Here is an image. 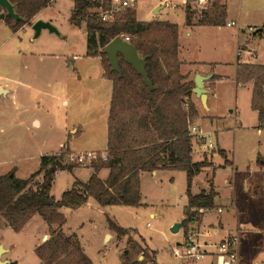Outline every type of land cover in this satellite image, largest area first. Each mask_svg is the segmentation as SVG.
<instances>
[{
  "label": "rangeland",
  "instance_id": "obj_1",
  "mask_svg": "<svg viewBox=\"0 0 264 264\" xmlns=\"http://www.w3.org/2000/svg\"><path fill=\"white\" fill-rule=\"evenodd\" d=\"M137 1L139 20L158 19L179 23L185 31L184 41L192 46L191 54L216 63L215 73L222 76L217 79L218 96L211 95L210 110H205L199 100L193 101L197 111H200L193 125L203 132H212L216 148L218 140L222 141L228 158L241 170L245 168L254 172L250 177L242 171L233 173L230 168L220 166L225 163V157L215 148H208L194 139L195 161L207 159L213 162L194 177L192 193L199 194L209 187L214 177L215 187L220 192L217 203L224 211L200 213L199 219L191 223L203 231L208 229L210 223L218 224L222 220L225 227L218 234L206 238L219 241L224 236L238 234L241 264H264V164L261 163L264 159V127L259 132L257 114L251 107V88L237 86L236 82L239 44L251 50L247 55L253 56L256 53L254 62L264 63V0H227L229 18L234 19L237 25L190 28L191 36L186 35L184 30L185 6L182 0ZM214 2L218 3L217 0L209 1L207 10ZM165 3L161 13L154 14V10ZM174 3L179 6H174ZM194 6L196 12L193 19L198 20L202 8L196 3ZM73 8V0H52L39 17L51 20L58 32L46 28L36 38H33L36 34L33 27L27 26L14 32L4 21L0 22V84L13 86L12 80L29 76L34 83L41 86L47 84L51 88L52 78L62 74L65 65L68 73H71L73 67L84 71L91 63L94 70L101 69V56H98L100 60L96 56L87 55V36L84 34L86 23H82L84 27H79L69 20ZM31 52L55 53L56 56H33ZM243 56L245 61H252L246 55ZM97 78L83 77L75 83L76 78L73 77L68 82V106L64 107L62 100L57 105L61 111L66 112L62 116L51 108L47 114L39 106L40 87L36 89L35 103L25 114H21L12 96L0 102V124H5V129L0 127V173L14 171L16 177L27 179L40 168L44 154L60 152L65 144L69 146L70 153L81 154L93 150L100 156L106 153L108 94L106 97V88L104 90L98 86ZM35 117L41 120V128H37L33 122ZM75 126L80 129L73 133ZM70 153L65 156V162L75 167L84 166L75 175L87 180L92 168L85 166L91 165L90 162L85 160L74 164L77 161L69 159ZM251 158L254 159L252 165L249 162ZM41 179L42 174L36 177L37 182ZM73 179L74 175L70 171H62L56 177L52 194L59 199L63 188H66L64 185ZM187 185V175L182 170L164 169L146 173L141 178L142 204L100 206L90 197L89 206L67 215L68 225L79 232L93 264H124L126 256L133 251V242L140 246V250L147 248V251H156L159 264H190L185 255L186 236L193 225L189 224L188 219L184 224L188 203ZM107 216L116 224L131 228V231L127 235H119L117 231L109 229L105 235L109 227ZM176 224L181 226L179 231L174 232L172 228ZM46 227L48 224L38 218L20 232L8 230L5 234L7 241L17 244L14 254L19 264H40L32 247ZM175 249L179 250V255H175ZM137 255L139 260H143V251ZM213 259L218 264L220 258L216 256H207L197 264H210Z\"/></svg>",
  "mask_w": 264,
  "mask_h": 264
},
{
  "label": "trees",
  "instance_id": "obj_2",
  "mask_svg": "<svg viewBox=\"0 0 264 264\" xmlns=\"http://www.w3.org/2000/svg\"><path fill=\"white\" fill-rule=\"evenodd\" d=\"M51 1L10 0L21 19L5 17V20L13 31H17L25 24H32L34 17ZM73 1L69 20L77 26L86 23L87 55L101 56L104 76L113 81L107 158L93 161L94 172L88 182L76 181L60 199L52 194L56 173L75 167L65 162V156L70 153L67 144L60 152L43 155L40 168L27 179L16 177L14 171L0 174V226L5 219L15 231H20L35 214H40L50 226V237L35 249L43 264H93L77 235H68L60 229L66 222L60 209H78L90 197L102 206H138L142 198L141 172L164 169L186 172L188 203L184 220H198L200 209L215 206L218 195L213 180L209 190L199 194H193L191 190L194 177L212 163L207 159L193 161L195 135L190 127L199 114L190 99L195 82L184 81L180 70L179 25L170 21L138 20L135 9H127L111 22H103L89 12L94 4L92 0ZM2 10L0 5V12ZM227 11L226 4L214 2L208 10H201L197 24L224 26ZM195 12L191 6L186 7V24H193ZM120 35H129L139 55L146 57V71L153 89L122 55L119 56L121 73L112 70L105 47ZM219 78L213 75L211 80ZM237 80L242 84L253 82L251 105L258 111L259 123L263 126L264 64L238 63ZM219 153L226 156L224 150ZM225 162L229 164L226 157ZM103 168L110 170L106 180L98 176ZM40 174L42 179L37 182L36 177ZM107 220L109 228L119 235L131 231V228L116 224L109 216ZM139 247L132 243L133 251L126 256L125 264H158L156 251L140 250ZM139 251H143V260H139Z\"/></svg>",
  "mask_w": 264,
  "mask_h": 264
},
{
  "label": "crops",
  "instance_id": "obj_3",
  "mask_svg": "<svg viewBox=\"0 0 264 264\" xmlns=\"http://www.w3.org/2000/svg\"><path fill=\"white\" fill-rule=\"evenodd\" d=\"M162 1V0H160ZM195 1L196 0H182V3L183 5L185 6L184 9H185V22L184 24H186V7L189 5L192 7V10H194L195 6ZM218 3L220 4H226L227 7H228V2L227 0H217ZM52 2V1H51ZM161 6V5H160ZM166 6V3L164 4V7ZM174 6H179L178 4L174 3ZM162 7L159 11V13H161V10L164 8ZM137 8V7H136ZM135 8V9H136ZM43 10V9H42ZM41 10V11H42ZM73 10V9H72ZM6 10L3 8L2 12H5ZM40 11V12H41ZM40 12L34 17V19L32 20V24H25L24 26H22L20 29H24L26 28L27 26H30V28H32V25L35 21H37L38 19H42L41 17H39V14ZM72 12V11H71ZM1 13V12H0ZM158 13V14H159ZM71 16V14H70ZM136 16H137V9H136ZM70 18V17H69ZM193 18V16H192ZM138 19V18H137ZM44 21H50L51 20H47V19H42ZM139 20V19H138ZM152 20H157V21H170V20H158V19H152ZM234 19H230L229 18V7H228V11H227V19H226V22H229V21H233ZM1 21H4L6 24V20L5 18H2L0 19V22ZM142 21H145V20H142ZM147 21H151V20H147ZM193 21V24L192 25H188L186 24L184 30H186V35L188 36H191L192 35V32L189 31L188 29H195L196 27L200 28V27H205L206 25H198L197 22L198 20H194L192 19ZM235 21V20H234ZM172 22V21H170ZM52 23V22H51ZM175 23V22H173ZM53 24V23H52ZM179 25V23H177ZM227 25V23H226ZM208 26H211V25H208ZM228 26V25H227ZM79 27H84L83 25L79 26ZM189 27V28H188ZM215 27H220V26H215ZM11 28V27H10ZM12 29V28H11ZM19 29V30H20ZM46 29V28H42L41 32ZM17 30V31H19ZM33 31H35L33 28H32ZM261 29H259L258 31H260ZM17 31H14V32H17ZM185 32V31H184ZM184 32L183 30L181 29L180 25H179V52H178V56H179V60L181 62V73L182 75L184 76V81H189V80H194L195 82V77L200 74V75H203V76H212L213 75H218L215 73V69H216V63L213 62V61H206V60H202L201 58H198L197 56H193L190 52V49H191V44L188 45V43H186V41H184L185 37H184ZM84 34H86L87 36V29L85 27V31H84ZM257 34V33H256ZM33 38H36L35 35H33ZM246 42V41H245ZM244 44V43H243ZM200 49V48H198ZM241 49V54L239 55V50ZM243 51V53H242ZM248 52H251V50H248L246 48H244L242 46V44H239L238 46V56H237V62H236V68L238 67V63L240 62H244V56L243 55H246L247 58H250L252 61H247L246 59V62H252V63H257V64H264V63H258V62H254V56L256 55H253V56H250L247 55ZM247 53V54H246ZM31 54L33 56H38L39 54H42V56H56L55 53H36V52H31ZM49 57H44L45 59H48ZM97 58H99L101 60L100 57L96 56ZM87 68H84V71L82 70H79L77 68H74L71 70V73H68V67L67 65H65V68L63 69V72L62 74L58 75V76H54L52 78V81H51V88L50 87H47V84L46 86H41L39 84H36L34 83V80L32 77H29V76H21L20 78H17V79H14L12 80V83H14L13 86L9 85L8 83L7 84H0V87H3L5 88L8 93L6 95H0V102H4L6 99H10L11 96L16 100V105L19 106L18 109H21V114H25L29 111V109L31 108V106L35 103L34 100L35 98H37V93H36V89L37 88H41V90L39 91V101H38V104L40 107H42V109L47 113L49 114V108L53 109V111H56V112H59V114L62 116L63 113L65 111H61L60 107L58 108V104H59V101L62 100V105L64 107H67L70 100H67L68 99V82L72 80V78L74 77V79L76 78V81L75 83L79 82L77 80H80L81 78L83 77H86V78H93V77H98L97 80H98V86H101L104 90L106 88V97H107V94H108V116H107V121H108V117H109V112H110V106H111V99H112V92H113V81L112 79H109L107 77L104 76V73H105V68L103 66V63H102V60H101V69L98 71V68H96L95 70L93 69V65L91 63V65H88L86 66ZM76 75V76H74ZM93 75V77H92ZM219 77H222L221 75H218ZM208 79L205 81V87L208 89V92L206 94V101L203 102V99L201 97H199L193 90V93L192 95L190 96V99L192 101L194 100H199L200 101V104L202 105V107L205 108V110H210L211 106L209 104V101H210V98H211V95L212 96H215L217 97L218 94L216 92V88H217V84L219 83L217 80L215 81H210L211 80ZM49 82V81H48ZM212 82V83H210ZM236 82H237V86H240V87H247V88H251V91H252V96H253V82L250 81L246 84H242L240 82H238L237 80V74H236ZM209 83V84H208ZM212 84V85H211ZM195 86H196V82H195ZM194 86V87H195ZM194 89V88H193ZM69 93L70 92V89H69ZM75 95H77V93H75ZM74 96V95H73ZM16 97V98H15ZM15 102V101H13ZM195 102V101H194ZM251 103H252V97H251ZM252 107V105H251ZM17 109V111H18ZM199 111V109H198ZM256 111V110H255ZM3 114H5L4 112H2ZM66 113V112H65ZM200 113V111H199ZM256 114H257V125L259 126V132H262L263 131V127H264V124L263 126H260V123H259V115H258V111H256ZM1 117H2V114H1ZM33 122H35V125L37 126V128H41L42 124H41V120L37 117H35L33 119ZM0 127L1 129H3L5 127V124H0ZM76 127V126H75ZM5 129V128H4ZM79 126L76 127V129L74 130L73 133H76L78 132L79 130ZM204 134H207V135H211V137L213 136V133L212 132H203ZM214 137H212L211 139H213ZM215 144V143H214ZM204 146V145H203ZM216 146V145H215ZM62 149V147H61ZM60 149V150H61ZM215 149L217 151H220V150H224V153L226 154V158L228 159L229 161V164L228 163H224V164H220V166L222 167H228L232 170L233 173H237L239 171H242L243 173H247L248 176L252 177L253 176V173L251 171V169H249L248 171L245 169V168H242V170L240 169V167L238 165H236L234 163V161H231L229 158H228V155H227V151H226V146L225 144H223V142L219 141L218 140V148L215 147ZM72 150V149H71ZM74 151V150H72ZM95 151V150H93ZM53 153H56V152H53ZM49 154V153H48ZM217 154V152L215 153ZM214 154V155H215ZM45 155V154H44ZM222 155V154H221ZM192 156H193V161L194 162H197L195 161L194 159V150H193V153H192ZM260 158H263L262 156H260ZM210 162H213V161H210ZM250 162V165H252L254 163V159H250L249 160ZM261 163L264 164V159L261 160ZM84 166H77V167H74L70 173H72L74 175V179L73 181H68L67 184L64 185V187L66 188H63V192L69 188H71L73 186V184L76 182V181H80V182H88V180L90 179L91 175L93 174L94 172V168L91 166V165H86L85 167H91V172L89 174V178L87 180H82L80 179L79 177H77L75 175V172L77 173L78 170L80 168H83ZM209 167V166H207ZM262 168H264V166H262ZM107 169V172L103 173V171ZM62 171H66V170H59L58 173L56 174V177L62 172ZM69 171V170H68ZM159 170H156L155 172H157ZM109 168H103L102 170H100V172L98 173V176L102 179V180H106L108 175H109ZM153 172V173H155ZM259 173H262L261 171H258ZM103 173V174H102ZM146 173H152V172H141V175L140 177L142 178V176ZM215 169H214V175H215ZM0 174H5V173H0ZM56 180V179H55ZM213 183H214V188L216 190V192L218 193V195L216 196V199H215V205L217 206H220L218 203H217V197L220 195V192L217 190V188L215 187V182H214V177H213ZM55 183V182H54ZM54 185V184H53ZM210 188V185L209 187H206L204 188L203 190H208ZM62 192V194H63ZM141 204H142V199H143V195H142V189H141ZM61 198V197H60ZM59 198V199H60ZM92 198V197H91ZM91 198H89L88 202L84 205H82L81 207H79L78 209H71V208H68V207H62L60 209V211L66 216V222L64 225H62L60 227V229L66 233V234H76L80 243H81V246L84 250V252L86 253L85 251V247L83 245V242L81 240V236L79 234V232L77 231V229L75 230V228L71 227L68 225V220H69V217L67 215L69 214H74V213H77L78 211H81L83 208H85L86 206H89L91 204ZM188 198V197H187ZM95 199V198H94ZM96 200V199H95ZM97 201V200H96ZM97 204L98 201H97ZM94 206V204H92ZM100 205V204H99ZM233 205L235 206V204L233 203ZM102 206V205H100ZM110 206V205H108ZM152 216L155 215V213H151ZM108 217V216H107ZM205 217V215H204ZM204 217L202 218L201 222H200V227L201 225L203 224V221H204ZM39 218L40 221H44L45 223H47L43 217L40 215V214H35L27 223L29 224L31 221L33 220H37ZM48 224V223H47ZM186 224V223H185ZM26 225L20 230H24L26 228ZM210 225H214V226H217V231L214 232L212 235H216L219 233L220 230H222V228H224V223L222 220H220L218 222V224L216 223H210ZM209 225V226H210ZM56 226V225H55ZM220 226V227H219ZM47 229L42 233V235L38 238L37 242L34 243L33 247H32V252L34 253L35 252V249L41 245L43 242H45L49 237H50V226L48 225V227H46ZM109 227L108 229H106V232H105V235L108 234V231H109ZM8 230L10 231H13V232H20V231H15L8 223L7 221L4 219V221H2V224L0 226V245L2 246L3 248V252L1 254V260L3 261V264H19V259L15 258V248H16V243L13 242V241H7L6 240V236L5 234H7ZM112 230V229H111ZM210 235V236H212ZM209 236V237H210ZM226 238V236L222 237V239ZM204 240H208V241H214V240H210L206 237L202 238ZM220 239V240H222ZM239 251V250H238ZM36 254V252H35ZM87 254V253H86ZM240 254V253H239ZM37 255V254H36ZM38 257V255H37ZM39 259V263L40 264H43L41 259L38 257ZM143 259V258H141ZM125 261H123V263L125 264ZM159 264V263H158ZM210 264H217V262L215 263V260H211L210 261ZM241 264V262H240Z\"/></svg>",
  "mask_w": 264,
  "mask_h": 264
},
{
  "label": "built area",
  "instance_id": "obj_4",
  "mask_svg": "<svg viewBox=\"0 0 264 264\" xmlns=\"http://www.w3.org/2000/svg\"><path fill=\"white\" fill-rule=\"evenodd\" d=\"M94 4L90 7V13L96 16L99 20L103 22H111L118 15L124 13L127 9H134L137 7V0H92ZM210 0H196L195 3L202 8V10H207ZM228 26L237 25L236 21L227 22ZM126 41L130 42L129 35H120ZM241 54V49L239 50ZM191 132L195 135V139H198L208 148L214 149L215 144L211 139V135L204 134L202 129L198 128L196 125H191ZM210 138V139H208ZM106 152V151H105ZM96 152H84L81 154L70 153L69 159L77 161V163H83L88 160L91 164L98 158L106 159L107 152L102 153L101 156ZM58 173V172H57ZM56 173V174H57ZM224 209L222 206H213L206 209H200V212H217L222 213ZM197 220L189 221V224H193ZM193 222V223H191ZM217 231V226L210 225L208 229L201 231L196 226L191 225L187 236L185 244V255L189 259L190 264H197L199 260L206 258L207 256L219 257L218 264H240V254L238 251L239 247V236L238 234H232L219 241H208L202 239V237H209L214 232ZM175 255H179V250H174Z\"/></svg>",
  "mask_w": 264,
  "mask_h": 264
},
{
  "label": "water",
  "instance_id": "obj_5",
  "mask_svg": "<svg viewBox=\"0 0 264 264\" xmlns=\"http://www.w3.org/2000/svg\"><path fill=\"white\" fill-rule=\"evenodd\" d=\"M0 5L6 10L5 12L0 13V19L5 17H14L17 20L21 19L20 15L15 12L14 5L10 2V0H0ZM162 7H164V4L157 7L154 10V14H158ZM32 27L36 32L35 37H37L40 34L42 28H48L51 31L58 32L57 28L50 21H44L42 19H38L37 21H35ZM105 52L107 53V59L112 66V70L121 73V68L119 65V56L122 55L125 61L133 65V67L137 70V72L143 76L144 82L151 89L154 88L146 71L147 59L146 57H141L139 55L138 50L133 43L126 41L121 36H117L106 45ZM210 78L211 76L205 77L200 74H198L195 77L196 86L194 87L193 91L203 99V102L206 101V94L208 92V89L205 87V81ZM7 93L8 91L5 88L0 87V95H6ZM184 224H185V220H184ZM180 226H181L180 224H176L172 228V230L174 232H177L180 230ZM2 252H3V248L0 245V264H3V261L1 260Z\"/></svg>",
  "mask_w": 264,
  "mask_h": 264
}]
</instances>
